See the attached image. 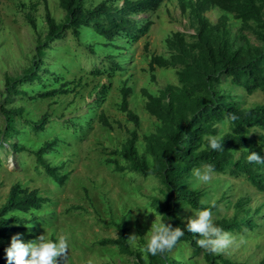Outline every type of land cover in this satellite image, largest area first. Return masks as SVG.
Masks as SVG:
<instances>
[{
    "label": "rangeland",
    "instance_id": "obj_1",
    "mask_svg": "<svg viewBox=\"0 0 264 264\" xmlns=\"http://www.w3.org/2000/svg\"><path fill=\"white\" fill-rule=\"evenodd\" d=\"M99 1L88 0L87 5ZM188 1L162 0L153 12L132 15L137 22L148 21L147 30L132 40L116 37L114 45L108 41L110 45H104L103 38L91 28H85L79 36L66 30L61 39L44 50V63L39 72L46 83L26 84L22 87L23 94H9L6 81H13L34 63L37 44L46 38V10L56 22H62L66 13L59 0H0V107H24L21 116L15 117L18 131L5 139L2 133L5 121L0 112V146H4L0 147V205L5 203L15 183L36 188L39 194L48 198L40 210L15 212L24 221L17 229L5 230L0 247L7 249L16 234H20L25 243L35 241L41 235L55 240L65 234L70 245L68 264H152L143 248L151 235L152 224H166L157 208L151 205V199L162 196L164 191L161 175L154 170V153L160 154V142H164L195 109L183 106L180 111L179 103L166 96L162 109L167 121L162 123L146 111L142 89L158 95L168 85L178 86L175 68H157L151 78L148 64L152 55L168 58L175 52L167 43L173 33L181 32L187 42L196 40L199 25L189 13ZM113 4L120 7L122 1H113ZM183 6L186 10H182ZM222 14L216 7L205 13L213 24L219 22ZM223 27L236 45L244 44L240 36H245L251 45L259 43L252 30H242L241 21L231 15ZM110 53L114 54L113 60L119 69L112 74H92L95 68L109 64L107 56ZM185 60L195 64L196 50L187 53ZM229 80L213 81L211 87L236 96L244 107L264 103V93L260 90L248 94ZM62 83L68 90L66 93L30 98ZM123 86L131 89L128 103L138 116L137 126L120 108ZM100 111L108 117L109 127L99 121ZM43 115L48 121L43 129L27 127V122H36ZM224 129L221 126V130ZM132 130L138 134V153L146 157L152 169L149 175L129 169L119 171L115 167L116 163L123 167L128 164L121 150ZM145 135L151 139H144ZM53 138H57L56 149L43 157L51 166H58L60 174H68L62 184L45 172L34 153L42 142ZM13 142L22 149L16 150ZM113 149L117 153H110ZM190 186L203 190L204 204L214 205V222L231 217L238 199H248L247 206L256 227L246 228L243 232L229 231L237 239L242 236L246 242L219 254L234 262L258 263L264 256V193L242 176L234 177L228 172H214L212 180L202 184L196 181L192 171ZM197 211L184 206L179 212L181 223L187 225ZM122 218L128 227V253L105 241L117 237V223ZM133 234L137 236L135 245L128 241ZM165 255L180 264H207L203 248L195 251L185 241L178 242Z\"/></svg>",
    "mask_w": 264,
    "mask_h": 264
},
{
    "label": "trees",
    "instance_id": "obj_2",
    "mask_svg": "<svg viewBox=\"0 0 264 264\" xmlns=\"http://www.w3.org/2000/svg\"><path fill=\"white\" fill-rule=\"evenodd\" d=\"M113 1H122V5L119 7L113 4ZM87 2L88 0H59L66 13L62 22H56L49 10H46V38L37 44L34 63L13 81H6L7 93L23 94L22 87L26 84L31 86L35 83H46L39 72L44 63V50L49 48L50 43L61 39L66 30H71L75 36H79L85 28H91L103 38V44L106 46L110 45L108 43L114 45L115 38L120 36L127 40L136 39L139 33L147 30L149 22H137L132 15L153 12L162 0H101L95 5H87ZM186 5L190 15L199 25L196 40L187 42L185 35L177 31L167 40L175 52L168 58L152 55L148 64L151 78H154L153 72L157 68H175L178 86L168 85L167 89L160 91L158 95H153L144 88L142 94L146 98V111L162 123L167 121V115L162 109L166 96L170 101L179 103L180 111L183 106L195 109L189 118L184 117L182 124L177 126L164 142H160V154H157V151L154 153V170L161 175L164 191L162 196L151 199V205L157 208L166 224L171 223L173 227L184 230L185 234L178 242H188L195 251H200L197 244L200 237L188 232L187 225L181 223L179 216V212L186 205L195 210L214 208V205L201 203L204 195L202 189L190 186L194 169L211 164L214 166V172H228L234 177L242 176L264 193V163H250L247 159L251 152L264 157V103L244 107L236 96L211 87L213 81L219 83L221 78H229L231 84L243 88L248 94L255 90L264 93V0H189ZM215 7L223 12L217 24H213L205 15ZM182 10H186V6H183ZM228 15L241 21L242 30L250 28L259 43L251 45L245 36L239 37L244 44L236 45L231 41L223 27ZM192 50H196L195 64L185 60V55ZM107 58L109 64L95 68L92 74H112L119 69L113 60L114 54H108ZM63 87L64 83L30 98L66 93L68 90ZM130 92L129 87L121 88L120 108L127 119L137 126L138 116L129 108ZM23 111V106L0 107L5 121L2 132L4 139L12 137L18 131V119L15 117H20ZM232 114L237 117L235 121L230 119ZM98 119L104 126L111 125L104 111L99 112ZM47 122L46 115H43L36 122H27V127L41 130ZM221 126L225 129L221 130ZM209 135L221 137L222 150H212L208 146L205 137ZM143 137L151 139V136ZM137 140L136 130L130 131L121 150V155L128 164L123 167L115 162V167L119 171L129 169L146 176L152 173V169L146 157L138 153ZM14 143L16 150L22 149ZM56 144L57 138L45 140L34 153L37 163L45 172L57 183L62 184L68 174H60L58 166H51L43 157V154L53 152ZM0 147H4L3 144ZM109 151L117 153L114 149ZM47 201L48 198L39 194L38 189L24 187L20 183L13 184L5 203L0 205V238L4 236L6 229H17V225L24 221L15 212L29 213L40 210ZM247 201L248 199L244 198L238 199L234 214L216 220L215 225L227 232H243L246 228H255L257 223L250 216L251 209L247 206ZM6 215L10 216L6 218ZM117 229V237L105 241L118 245L121 252L128 253V227L125 218L117 223ZM148 256L152 264H180L165 254ZM203 257L207 264H244L224 258L220 254H211L204 249ZM0 264H8L3 247H0ZM256 264H264V256Z\"/></svg>",
    "mask_w": 264,
    "mask_h": 264
},
{
    "label": "clouds",
    "instance_id": "obj_3",
    "mask_svg": "<svg viewBox=\"0 0 264 264\" xmlns=\"http://www.w3.org/2000/svg\"><path fill=\"white\" fill-rule=\"evenodd\" d=\"M230 119L235 121L237 117L232 114ZM205 139L212 150L223 149L220 136L209 135ZM247 159L250 163H264V157L256 152H251ZM213 174L214 166L211 164L193 170L196 181L202 184H208ZM27 226L31 227V225ZM150 231L151 235L143 251L152 256L164 255L172 251L185 234L180 227H173L171 223L164 222L153 223ZM187 231L198 235L200 239L197 240V244L211 254H219L246 242L242 236L237 239L233 234L216 226L211 208L197 211L194 217L188 220ZM128 241L135 245L137 236L130 235ZM69 250V237L65 234L59 235L55 240L41 235L37 240L27 243L21 239L20 234H16L11 238L10 246L5 252L8 264H68Z\"/></svg>",
    "mask_w": 264,
    "mask_h": 264
}]
</instances>
